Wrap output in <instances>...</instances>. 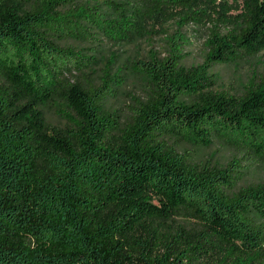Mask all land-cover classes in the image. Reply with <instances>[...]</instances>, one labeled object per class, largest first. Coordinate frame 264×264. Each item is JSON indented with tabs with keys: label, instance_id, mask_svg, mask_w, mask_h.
Here are the masks:
<instances>
[{
	"label": "trees",
	"instance_id": "trees-1",
	"mask_svg": "<svg viewBox=\"0 0 264 264\" xmlns=\"http://www.w3.org/2000/svg\"><path fill=\"white\" fill-rule=\"evenodd\" d=\"M200 1L0 0V264H264V181L240 187L242 160L264 162V72L242 95L211 74L264 52V0H221L241 13L200 66L179 34L163 59L99 67L154 17L198 21ZM129 73L144 90L123 121L110 101ZM56 103L76 118L51 125ZM215 142L243 157L200 166L185 149Z\"/></svg>",
	"mask_w": 264,
	"mask_h": 264
},
{
	"label": "rangeland",
	"instance_id": "rangeland-1",
	"mask_svg": "<svg viewBox=\"0 0 264 264\" xmlns=\"http://www.w3.org/2000/svg\"><path fill=\"white\" fill-rule=\"evenodd\" d=\"M107 0H83L90 5L102 4ZM196 12L205 11L195 15L198 21H190L184 23L180 17L187 10L173 12L166 16L154 17L145 25L146 29L139 41L133 45H108L107 48L111 54H107L99 67H104L108 61L112 60V56H120L122 61L125 60H148L150 54L158 53L160 58H165L169 55L168 40L170 37H176L179 34L184 36L182 64L187 67H196L202 65L209 53L207 43L213 31L215 24L222 20L232 19L241 13L238 9H221V0H216L214 5L209 0H201L198 6L193 7ZM224 14L226 17L222 18ZM222 19V20H221ZM224 30V28H220ZM73 45V43H68ZM79 48L82 49L81 45ZM79 49V50H81ZM93 50H88L87 55L92 54ZM98 71V69L96 70ZM95 71V72H96ZM264 72V52L258 54L254 58L245 59L237 64L227 66H214L211 69L215 85L212 87L214 92H227L232 95H242L249 88L250 82ZM75 74L70 77V80L75 82ZM78 79H81L79 77ZM144 87L139 83V80L129 73V78L124 92L117 100H111L110 105L122 115L124 121L129 115V106L131 101L129 95L134 94L142 98ZM71 115L76 118L72 110L62 103L52 105V108L47 112L48 122L53 126H64L68 123L67 118L62 115ZM191 155L192 161L196 165L206 166L207 164L225 166L233 157L241 158L242 154L224 147L221 143L215 144L208 149H195L190 146H185ZM241 170H246L244 181L240 183V187L258 184L264 181V162L254 161L251 157L243 159L241 162Z\"/></svg>",
	"mask_w": 264,
	"mask_h": 264
}]
</instances>
